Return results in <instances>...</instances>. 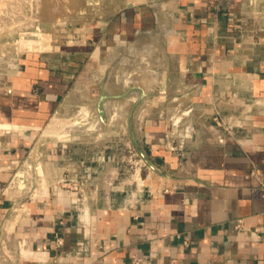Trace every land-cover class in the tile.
Listing matches in <instances>:
<instances>
[{"label":"crops","instance_id":"obj_1","mask_svg":"<svg viewBox=\"0 0 264 264\" xmlns=\"http://www.w3.org/2000/svg\"><path fill=\"white\" fill-rule=\"evenodd\" d=\"M89 8L95 16L63 27L50 51L21 60L8 97L0 88V264H264V0H104ZM115 63L121 78L152 80L139 86L147 97L165 94L198 111L226 110L236 97L252 133L211 144L186 130L181 167L162 146L170 121L154 117L144 121V137L167 173L112 183L107 175L120 172L106 166L85 208L58 186L55 197L44 183L30 197L8 188L38 157L35 140L72 86L116 72ZM155 98L144 107L165 103ZM54 152L43 156L46 165L64 155Z\"/></svg>","mask_w":264,"mask_h":264},{"label":"rangeland","instance_id":"obj_2","mask_svg":"<svg viewBox=\"0 0 264 264\" xmlns=\"http://www.w3.org/2000/svg\"><path fill=\"white\" fill-rule=\"evenodd\" d=\"M96 1L104 2V0H40L39 4L34 2L32 6H29L23 0L10 4L8 0L3 1L4 9H0V88L3 92L2 96L8 97L7 90L12 83L13 74L22 66L21 60L26 55L34 54V52L25 51L28 47L22 46L21 42L34 44L30 47L35 50L44 49L46 46L43 48L42 45L50 37L49 47L52 48L53 43L60 39L63 27L70 28L75 23H84L95 16L90 12L89 7L93 6ZM114 65L119 69L115 72L114 68H109V76L105 79L106 91L111 95H120L127 91V86L124 84L125 78H121L120 64L115 63ZM144 65L146 68L147 65ZM104 73L105 71L97 78L91 79L89 83L72 86L57 115L39 132L42 138L37 137L35 140L36 143H39L38 157H33L36 158L35 161L30 159L27 168L22 167L20 170L24 173L25 171L30 172L32 177L25 173L24 178H16L13 180L14 184L11 185V189H22V192L30 197L38 190L40 193L41 183H44L43 186L47 187L48 185L47 188L52 197H55L53 196L56 193L54 186H58L75 193L80 207L85 208L82 202L88 198L89 191H93L95 185L104 183L105 175L100 176L99 173L105 172L106 166H108L107 170L113 168L120 172L107 175L108 178L114 176L112 183H120L125 179L136 184L137 176L141 180H146L152 178L159 170L165 173L169 172L167 168L162 167L159 160L153 158L150 145L146 143L144 137V121L146 119L161 116L170 121L172 129L173 122L180 121L178 130L191 125L200 135H204L201 125L205 123L204 120L207 116L203 117V110L198 111L188 108L184 104L174 103L173 99L171 100L165 94H160L161 96L152 94L150 97L140 100L138 91L135 90H132L125 99L109 101L122 104V106L124 104V106L118 110L119 114L116 115L115 120H110L107 113L105 124L100 120L97 110V103L101 95L100 84ZM148 73H151V70ZM133 74L130 75L135 80V74ZM146 82L149 83H147L148 86ZM151 83L152 80L139 77L136 78V81H132L128 87L132 88L134 85L149 87L152 85ZM157 96L158 98L155 99H159L161 102L165 101V103L162 106L155 104L154 108L146 109L143 102L151 101L153 97ZM225 103H227L226 100ZM134 105L136 106L134 107ZM142 107L144 108L142 109ZM224 108L226 109L224 114H227L229 111L227 106ZM242 109L238 108V115L242 114ZM7 112H5L6 115ZM3 114L2 110L1 117ZM207 121V125L212 124L213 117L210 116ZM93 123L97 126L94 129L92 128ZM72 127L80 128L82 131L69 130ZM175 134L178 135L174 142L177 145L183 138L179 136L178 131ZM1 135L3 134L1 133ZM164 144L163 141L162 146L166 150ZM53 151H55V155L57 153L61 155V151H64V155H61L58 160H50L52 164L46 165L48 160L43 159V156L51 155ZM43 161L45 163H42ZM45 168L51 172L49 175ZM56 168L63 169V173H59L60 177L56 176ZM94 169H97V173L93 172ZM12 176L13 179L15 175ZM46 176L49 177V181Z\"/></svg>","mask_w":264,"mask_h":264},{"label":"built area","instance_id":"obj_3","mask_svg":"<svg viewBox=\"0 0 264 264\" xmlns=\"http://www.w3.org/2000/svg\"><path fill=\"white\" fill-rule=\"evenodd\" d=\"M18 0H8V3H16ZM40 0H23V2L26 4L28 3L29 6H32V4L35 2V4H39ZM30 2V3H29ZM4 9V6L1 5L0 9ZM6 9V8H5ZM217 96V95H216ZM217 99L220 97L217 96ZM230 102L227 104H224L227 106V109L229 110L227 114L225 113V110H223V107H208L205 108L202 112L203 116H211L213 117V123L207 125L206 123H203L202 126V131L206 135V139L208 142L211 144H222L226 143L228 141H233L238 138L239 135H244V134H250L253 131V128L248 122L244 119V115H238V108L241 107L242 105L240 104V101L236 97L229 96ZM241 105V106H240ZM238 107V108H237ZM180 121L178 122H173L172 127L173 129L169 132L166 133L164 137V148L166 150H169L173 153H176L179 157V165L181 167L187 166L188 162L187 157H186V146L188 145V139L185 138L184 131L186 130L190 132V126L186 128H180L178 125ZM184 126V125H183ZM180 133L179 136L183 138V140L179 141L177 145L174 144L175 139L178 137L177 134L175 133ZM178 142V141H177ZM184 162H183V160ZM181 161V162H180ZM186 165H185V164ZM27 162L23 165V167L27 168ZM21 169H19L16 173L14 178L12 179L11 183L8 185V188H11V185L14 184L13 180H16V176L18 172ZM24 178L21 177L19 179ZM23 182V181H22ZM236 228L238 230H243L242 228V221H239L236 225ZM64 245V240L61 236H57L55 241H54V247L56 250L60 249ZM143 259H135L132 261L131 264H144Z\"/></svg>","mask_w":264,"mask_h":264},{"label":"water","instance_id":"obj_4","mask_svg":"<svg viewBox=\"0 0 264 264\" xmlns=\"http://www.w3.org/2000/svg\"><path fill=\"white\" fill-rule=\"evenodd\" d=\"M109 72L110 69H106L104 75H103V79L101 81V95L99 98V101L97 103V110H98V115L101 121H103L106 124V116H107V103L112 100V99H125L127 98V96L131 93L132 90L135 91H140V100H143L144 98L147 97V94L145 92L142 91V89L138 86H134L131 89H129L128 91L124 92L123 94L120 95H111L106 91V81L105 79L108 78L109 76ZM136 105H134L135 107ZM133 107V109H134ZM190 129H192V126H190ZM17 133L21 136V137H29L27 134L23 133L22 131H17ZM30 138V137H29ZM142 157H144V155L142 154Z\"/></svg>","mask_w":264,"mask_h":264},{"label":"bare ground","instance_id":"obj_5","mask_svg":"<svg viewBox=\"0 0 264 264\" xmlns=\"http://www.w3.org/2000/svg\"><path fill=\"white\" fill-rule=\"evenodd\" d=\"M50 37H48L47 39H46V41H45V43L42 45L43 46V48L46 46V48H44V49H33V48H31L30 47V45H34V44H25V42L24 41H22L21 42V45L22 46H27L28 48L25 50V51H27V52H38V53H46V52H48V51H50V47H49V44H50ZM21 46V47H22ZM48 46V47H47ZM30 48V49H29ZM125 79H124V84H125V86H129L130 85V83L133 81H136V78H139V77H136L135 76V80H133L132 79V76L129 74H125V77H124ZM141 79V78H140ZM142 81V80H141ZM151 82V81H150ZM136 83V82H135ZM147 83L148 82H146V85H147ZM134 84V83H133ZM137 84H138V82H137ZM142 84L144 85V83L142 82ZM149 84V83H148ZM152 84V83H151ZM148 86V85H147ZM130 100V99H129ZM135 100V99H134ZM133 101V100H132ZM107 113L109 114V117H110V120H115L114 118H116V115H118L119 113H118V110H121V108H123V106H124V104H123V106H122V104H116V103H112V102H108L107 103ZM84 125V124H83ZM92 128L94 129V128H96L97 126L93 123L92 124ZM65 127H66V125H65ZM100 127V126H99ZM69 130H73L74 132L75 131H82L80 128L79 129H75L74 127H72V129L70 128ZM30 171V170H29ZM25 173H26V175L28 174L29 175V177H32L31 176V173L30 172H28V171H25ZM25 173L23 172V171H20V172H18V174H17V176H16V178H21V177H23V176H25Z\"/></svg>","mask_w":264,"mask_h":264}]
</instances>
